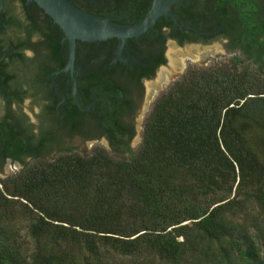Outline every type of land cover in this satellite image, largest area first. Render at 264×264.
<instances>
[{"label": "trees", "instance_id": "1", "mask_svg": "<svg viewBox=\"0 0 264 264\" xmlns=\"http://www.w3.org/2000/svg\"><path fill=\"white\" fill-rule=\"evenodd\" d=\"M67 1L96 16L130 9L117 22L151 3ZM255 41L189 67L153 104L135 150L115 123V153L69 148L0 179V264H264V37Z\"/></svg>", "mask_w": 264, "mask_h": 264}, {"label": "flooded vegetation", "instance_id": "2", "mask_svg": "<svg viewBox=\"0 0 264 264\" xmlns=\"http://www.w3.org/2000/svg\"><path fill=\"white\" fill-rule=\"evenodd\" d=\"M169 10L175 20L169 15L160 17L147 34L129 39L120 55L116 39H110L115 40L114 45L105 41L110 50L104 70L96 66L104 59L102 42H77L73 69L64 72L68 42L59 27L33 3L2 0L0 179L38 164L44 156L61 150L66 140H104L114 150L116 143L106 134L117 131L115 123L134 133L131 140L122 139L118 132L114 136L132 149L144 83L167 65L168 45L181 48L220 42L228 53L231 45L239 42L240 52L246 55L251 46L257 49L255 40L264 37V0H177ZM129 12L112 14L104 7L98 16L111 17L112 23L126 26L146 15L135 22L115 21L124 20ZM91 44L93 50L89 51L87 45ZM155 55L159 60L151 59ZM156 89L149 92L148 100L154 101Z\"/></svg>", "mask_w": 264, "mask_h": 264}, {"label": "water", "instance_id": "3", "mask_svg": "<svg viewBox=\"0 0 264 264\" xmlns=\"http://www.w3.org/2000/svg\"><path fill=\"white\" fill-rule=\"evenodd\" d=\"M177 0H153L144 18L133 25H118L110 21L111 17H100L85 12L67 0H26L35 4L44 14L59 27L63 39L68 42V61L64 69L72 70L77 42L101 43L110 39L118 41L117 55H120L129 39L145 35L162 16H175L170 12L169 5ZM2 0H0V10ZM137 63V60L134 59ZM74 89L76 87L75 81Z\"/></svg>", "mask_w": 264, "mask_h": 264}, {"label": "rangeland", "instance_id": "4", "mask_svg": "<svg viewBox=\"0 0 264 264\" xmlns=\"http://www.w3.org/2000/svg\"><path fill=\"white\" fill-rule=\"evenodd\" d=\"M166 56L168 60L167 65L157 71L156 77L152 81L144 83V100L140 102V107L134 120L136 136L131 143L133 150H135L141 142L144 122L151 112L156 98L158 99L164 95L178 80H180L189 67H207L216 62H223L230 57V54L227 53L220 42H215L209 46H184L181 48L170 44L167 47ZM161 74H164L163 80L165 78L166 80L159 84L158 81L160 82L159 77ZM156 84L157 88L159 87L158 89L155 87ZM153 89H156L153 94L154 101L148 100L149 92H152ZM97 146L104 148L109 153H115L104 140L95 143L84 141L81 138H74L73 140H66L62 144L61 150L46 155L42 159L51 160L68 147H71L79 153L83 151L89 152ZM14 172L16 173L17 171ZM21 243H23V245L28 243V238L25 235H22Z\"/></svg>", "mask_w": 264, "mask_h": 264}, {"label": "bare ground", "instance_id": "5", "mask_svg": "<svg viewBox=\"0 0 264 264\" xmlns=\"http://www.w3.org/2000/svg\"><path fill=\"white\" fill-rule=\"evenodd\" d=\"M163 78H164V74H161L159 80H163Z\"/></svg>", "mask_w": 264, "mask_h": 264}]
</instances>
